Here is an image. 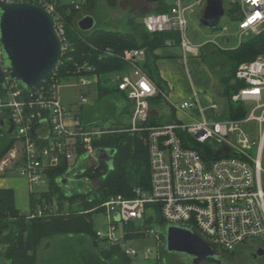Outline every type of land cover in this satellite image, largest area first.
Instances as JSON below:
<instances>
[{"label": "built area", "instance_id": "2783aa9c", "mask_svg": "<svg viewBox=\"0 0 264 264\" xmlns=\"http://www.w3.org/2000/svg\"><path fill=\"white\" fill-rule=\"evenodd\" d=\"M0 1L28 2L48 11L61 38L62 57L72 50L63 8L74 5L81 9L86 0ZM167 1L172 5L171 10L150 12L144 16L146 29L151 33L180 32V45L184 51L199 54V46L185 34L188 26L186 12L203 5L205 0ZM230 4L231 8L238 9L234 15L239 21L240 41L264 31V0H230ZM224 30L228 28L224 27ZM167 43L171 44L170 41ZM1 45L0 39V121H4L0 130L8 132L13 125V132L9 134L14 144L0 159V177L19 168L31 188L45 187L49 182L48 172L62 160L71 164L67 170L69 173L74 168L72 160L75 156L86 159L101 154L94 148V140L113 129L95 122L82 123L79 113L73 114L72 108L61 101L59 85L62 81L55 72L57 67L37 87L28 89L22 86L10 75ZM106 52L113 54L110 49ZM146 55L145 48L126 50L122 58L130 63L131 68L114 76L113 81L118 90L135 104L132 123L122 130L143 137L150 153L151 187L136 188L132 198L111 195L99 207L90 210L94 212V220L96 215L103 217L102 223L108 226L106 232L96 229L98 241L104 245L118 244L127 255L137 257L138 250L131 245V240L137 237H127L125 227L121 236L116 230L121 223L125 226L140 221L145 228L153 226L146 231L157 239L156 250L142 251L144 261L163 264L160 251L164 244V227L154 230V225L160 224V215L165 226L198 228L224 254L243 252L252 246L255 251L264 249V55L242 62L236 72L235 80L242 82L243 86L231 101L246 105L245 117L200 119L191 123L174 121L160 125L148 124L151 103L159 93L163 98L167 95L142 68L141 62ZM82 69L89 73H81ZM78 70L80 74L71 78H78L82 84L98 83L99 77L91 72L88 63L82 67L79 65ZM87 98L85 93L82 94L81 109L87 105ZM198 104L196 92L192 98L176 103L174 107L188 109ZM69 121L72 124L69 125ZM249 123L256 124L257 138L245 130L244 126ZM224 147L229 151L223 150ZM104 152L108 157L111 155L109 150ZM25 213L28 218L60 213L59 202L55 198L39 199Z\"/></svg>", "mask_w": 264, "mask_h": 264}, {"label": "trees", "instance_id": "16d2710c", "mask_svg": "<svg viewBox=\"0 0 264 264\" xmlns=\"http://www.w3.org/2000/svg\"><path fill=\"white\" fill-rule=\"evenodd\" d=\"M111 5L116 6L118 0H108ZM171 4L161 1L157 4L155 12H167L171 10ZM97 7V0H86L82 8L77 9L74 5L63 8L66 21L67 34L72 43V50L61 58L55 72L60 81L79 75L78 66L88 63L93 73L99 77L98 100H104L107 96L119 92L117 84L113 81L114 74H123L130 69V63L122 58L126 50L133 48H145L146 60L142 64L143 69L163 91L166 85L157 68L158 55L155 51L164 47L167 40L180 41L179 32H149L143 21L130 20L131 30L122 32L102 27H95L90 31H84L75 21L77 15L83 16L89 9ZM234 8L232 11L234 12ZM84 12V13H83ZM110 49L113 54L107 53ZM227 58L230 72L221 77L223 86L222 95L229 99V112L232 119H241L246 116L247 108L243 102L231 101V97L243 86L242 82L236 81L235 76L239 64L252 61L257 56L264 54V31L240 42L237 47L217 48ZM71 58H70V56ZM81 73H89L82 69ZM50 78V77H49ZM159 93L153 101L162 100ZM79 117L85 123L94 121L91 113H79ZM178 121L172 115L169 121H162L151 116L149 125H160ZM129 125H113L112 131L103 134L94 140V148L98 152L109 150V159H100L97 163L87 166L78 179L90 177L91 180H100L97 189L74 190L69 192L64 184L71 164L62 160L61 163L48 172L49 182L44 190L32 193L31 202L35 206L39 199H57L60 213L45 214L41 217L28 218L24 211L16 205L15 191L12 188L0 187V257L4 258L3 264H37L38 249L43 240L54 235H66L69 237L89 238L92 244L91 254H82L80 260L83 264H100L108 259H115L118 264H133V257L125 253L118 244H110L106 248L98 241L96 236V224L93 218L94 212L90 211L111 195H123L127 198L134 196L136 188L149 189L151 187L150 153L143 137L128 130ZM43 137V136H42ZM13 137L6 131L0 130V159L13 146ZM81 151V150H80ZM81 154V152H80ZM215 154V153H213ZM112 164V165H111ZM158 221L165 228L162 217L158 215ZM131 222L125 225L127 237H142L146 234L145 225H136ZM143 231H140L142 230ZM163 228V230H164ZM165 232L162 238L165 242ZM99 245L96 246L95 242ZM165 245L161 251H165ZM98 251V252H97ZM239 252L229 255L238 256ZM87 255V256H86ZM65 264V263H64Z\"/></svg>", "mask_w": 264, "mask_h": 264}, {"label": "rangeland", "instance_id": "374dc122", "mask_svg": "<svg viewBox=\"0 0 264 264\" xmlns=\"http://www.w3.org/2000/svg\"><path fill=\"white\" fill-rule=\"evenodd\" d=\"M143 1L139 0H118L116 6L111 5L108 0H97V7L92 11L89 9L87 14H91L96 18V27H102L112 30H120L122 32L130 31L132 28L130 26V20L140 22L143 20V9L140 5H143ZM228 0H225V6H228ZM204 7H196L194 11L188 10L186 12V18L188 21V26L186 30L187 37L192 41V43H204V42H215L223 48H232L237 47L240 43V30H239V21L233 18L232 14H225L221 17L218 28H208L201 24L200 18ZM84 13V12H83ZM142 14V15H141ZM141 15V16H140ZM83 16L77 15L75 21L78 22ZM224 27H228V30H223ZM214 46V45H213ZM217 48L210 47V53L207 56L205 61V66L208 68L210 66L213 69L215 74L214 76V88L212 87V95L215 99L222 101L221 91L223 86L221 85V77L224 74L230 72L228 66L227 58L220 52H216ZM264 55V54H261ZM59 94L61 101L66 105L72 108L73 114L80 113L81 111V97L82 94H86L88 97L87 105L92 109L90 110L91 115L94 118V122L97 124L103 123L106 120L105 110L108 109L111 114L113 112V105L107 103V100H98L99 91L98 85L96 83L82 84L78 78L65 79L59 85ZM103 104V105H102ZM156 109L157 117L162 121H166L167 118L171 116L170 106L166 101H153L151 106ZM103 106V107H102ZM132 106V105H131ZM152 109V108H151ZM134 106L129 108L123 120L126 123H130L133 118ZM108 121L105 123L107 125ZM72 124V121H69V125ZM245 130L254 138H257L258 129L255 123H249L244 126ZM98 154L95 157L86 158L85 162L81 163L80 168H85L91 164L96 163ZM79 160H82L79 156H75L72 160V163H76ZM78 166V167H79ZM74 171L66 175L65 187L68 188L69 192L74 190H87V189H97L100 185V180H87L83 181L81 179H74ZM9 176L17 177L22 176L20 169L16 168L13 170ZM87 182V183H84ZM43 186H35V190L42 189ZM103 217L96 215L95 226L96 229L102 231H107L108 226L102 223ZM138 226L141 225L140 221L136 222ZM162 224L158 222L154 225V230H160ZM124 230V225L119 224L118 229L116 230L119 236L122 235ZM89 238L81 239L80 237H69L66 235H54L52 237L43 240L38 249V263L37 264H83V261L80 260L82 254H91L95 249H92L91 241ZM131 245L138 250L139 255L133 257V264H147L142 256V251L146 249H157V239L154 235L148 234L146 232L145 236L137 237L131 240ZM104 246V244H103ZM108 245H105L106 248ZM89 248V249H88ZM95 252V251H94ZM98 252V251H97ZM163 264H183L182 258L185 256H180L176 253L163 251ZM96 255H98L95 252ZM224 254V253H223ZM237 253L236 255H240ZM226 256L230 257L231 255L225 253ZM87 256V255H86ZM232 258H236L231 256ZM239 258V257H238ZM237 259V258H236ZM4 263V258L0 257V264ZM100 264H118L115 259H108L101 262Z\"/></svg>", "mask_w": 264, "mask_h": 264}, {"label": "water", "instance_id": "95a60500", "mask_svg": "<svg viewBox=\"0 0 264 264\" xmlns=\"http://www.w3.org/2000/svg\"><path fill=\"white\" fill-rule=\"evenodd\" d=\"M160 1L147 0L151 3ZM224 8V0H207L200 18L201 24L217 28L226 13ZM78 26L84 31H90L96 27V18L87 14L78 21ZM0 39L4 51L3 60L10 75L28 89L37 87L46 76L54 72L62 57V42L52 15L32 3L0 1ZM0 125L4 126V121H0ZM13 129L12 125L8 133H12ZM223 150L228 152L229 148L224 147ZM98 158L109 159L104 151ZM164 232L167 252L185 254L193 264H209L221 256L217 246L196 227L168 225ZM95 244L99 245L97 241ZM256 254L263 255L264 249L256 250Z\"/></svg>", "mask_w": 264, "mask_h": 264}, {"label": "crops", "instance_id": "0c3cea01", "mask_svg": "<svg viewBox=\"0 0 264 264\" xmlns=\"http://www.w3.org/2000/svg\"><path fill=\"white\" fill-rule=\"evenodd\" d=\"M141 1L144 2L143 5H140V7L143 9V12H144L143 18L148 13L155 12L157 4L159 3V2L151 3V2H147V0H141ZM206 3H207V0H205L203 5L201 6L197 5L195 6V8L202 7V6L205 8ZM228 3H229L228 6L227 7L225 6L224 8L226 9L225 14L227 13L232 14L233 18H235L236 20L237 16L235 17L234 15L235 11L233 12L232 10L237 7L231 8L230 0H228ZM224 5H225V0H224ZM202 10L204 11L205 9H202ZM235 10L237 11L238 9H235ZM218 27L219 25L217 26V28ZM179 35L181 38L180 32H179ZM168 41H170L171 44H168L167 43ZM167 42L164 47L158 48L155 51V54L158 55V59H157L158 67L157 68L159 69L160 76L166 85V89L163 90V92H165V94L167 95V98H163V99L170 106L171 116L175 115L176 119L178 121H181L182 123L183 122L191 123L193 121L200 120V119L225 120V119L231 118L229 108H228L229 100L225 96L222 95V91H221V95H222L221 102L215 99V97L211 94L212 87L214 88L215 86V83L213 80L215 74L213 72V69L210 68V66L208 68L205 66V63H206L205 61H208L207 56L210 53L209 52L210 47L222 49V46L218 45L215 42H211V43L204 42L200 44L193 43L194 45L199 46V49H200L199 54L195 55V53L193 54L192 52L184 51V49L180 45L181 39L179 42H177L175 39L167 40ZM144 61L141 62V66L144 63ZM118 74L120 73H115L114 76ZM208 89L211 91H209ZM196 92L198 93V96H199V104L197 106L193 108H188V109H176L174 107V104L181 103L184 100L192 98L194 93ZM104 100H107L108 104L114 106L113 112H115V114H111V112H109L108 109L103 108L106 113L105 114L106 120L103 121V123H101L100 125H105L109 127H112L113 125H118V124L131 125L132 121L130 123H126L123 120V116L125 115L126 111L129 108L132 109L134 106V110H135V104L132 101L128 100L126 96L120 91L113 95L107 96ZM151 108H152L151 116L158 118L157 111L153 107V105L151 106ZM91 109L92 108L89 105H85L82 107L80 113H84V114L90 113ZM170 117L167 118L168 121ZM80 121L82 123L84 122L82 120V117L80 118ZM107 121L108 123L106 125L105 123ZM80 158L82 160H79L78 162L74 163L73 164L74 168L69 172L71 173L72 171H74L73 173L75 175L74 179H78L77 175L82 174L81 171L83 168H80L79 165L85 162L86 159L83 157H80ZM9 174L5 175L4 177H0V187L14 189L17 207L24 212H28V210L32 207V204H33L30 199L32 197V193L36 192L35 187L31 188L28 179L25 178L24 176H17L13 178L12 176H9ZM81 180L87 181L88 179L86 177ZM84 183H87V182H84ZM44 189L45 187H42V189H38V191H41Z\"/></svg>", "mask_w": 264, "mask_h": 264}, {"label": "flooded vegetation", "instance_id": "af4514ba", "mask_svg": "<svg viewBox=\"0 0 264 264\" xmlns=\"http://www.w3.org/2000/svg\"><path fill=\"white\" fill-rule=\"evenodd\" d=\"M176 254L180 256H185L182 258L183 264H193V261L189 256H186L185 254H181V253H176ZM236 258H232L231 256L228 257L221 252V256L216 260L218 263L214 261V262H210L209 264H264V254L258 256L253 246L250 249L241 252V254Z\"/></svg>", "mask_w": 264, "mask_h": 264}]
</instances>
